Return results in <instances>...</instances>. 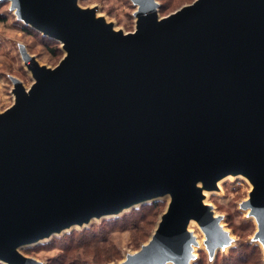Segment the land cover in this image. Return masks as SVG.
Listing matches in <instances>:
<instances>
[{
    "label": "water",
    "instance_id": "obj_1",
    "mask_svg": "<svg viewBox=\"0 0 264 264\" xmlns=\"http://www.w3.org/2000/svg\"><path fill=\"white\" fill-rule=\"evenodd\" d=\"M137 5L115 30L77 0H11L59 41L54 67L23 52L34 81L14 78L0 112V259L19 247L161 196L167 208L125 264H189L195 218L212 249L227 234L203 200L228 173L253 183L247 206L264 244V0H194L160 16Z\"/></svg>",
    "mask_w": 264,
    "mask_h": 264
},
{
    "label": "rangeland",
    "instance_id": "obj_2",
    "mask_svg": "<svg viewBox=\"0 0 264 264\" xmlns=\"http://www.w3.org/2000/svg\"><path fill=\"white\" fill-rule=\"evenodd\" d=\"M156 1L159 4V15L166 16L194 0ZM77 4L81 8L96 9V17H101L106 23L112 24L115 30L131 32L137 26L138 5L133 0H77ZM0 15L4 18L0 20V112H3L15 101L13 79H19L27 89L34 81L23 52L34 56L40 65L47 67L56 66L65 52L56 48V43L42 37L44 34L40 31L41 34L26 32L25 22L18 17L11 0H0ZM51 48H55V51H51ZM197 185L202 188L204 203L210 206L213 216L219 218L227 239L218 240L211 249L207 235L198 221L188 224L187 231L193 237L190 243L192 256L189 264H223L231 251L253 254L251 246H257L256 257L260 252V264H264V244L257 235L259 223L252 212V207L246 205L254 188L250 179L243 174L228 173L217 180L215 188L206 189L202 182ZM168 201L167 196H161L137 203L115 214L96 217L86 224L69 227L39 241L24 244L19 250L32 258L34 264H57L62 254L67 252L64 245L69 238L68 234L88 228L94 229L93 231L100 235L104 234L101 237L104 242H100L104 248L99 246L88 251L83 249V255L78 254L76 250L73 252L74 255L70 256L72 264H82V260L83 264H125L149 242L167 208ZM153 202H158L160 206L151 211L152 215L144 220L135 216L134 209ZM115 218L116 223L111 222L115 224L105 223L106 220ZM0 264L10 263L0 259ZM165 264H174V261L166 260Z\"/></svg>",
    "mask_w": 264,
    "mask_h": 264
},
{
    "label": "trees",
    "instance_id": "obj_3",
    "mask_svg": "<svg viewBox=\"0 0 264 264\" xmlns=\"http://www.w3.org/2000/svg\"><path fill=\"white\" fill-rule=\"evenodd\" d=\"M0 20H4V18L1 15H0ZM24 30L26 32H28L29 34H36V32L40 33L37 29L33 28L32 26H30L26 23H24ZM42 37H45L49 41L56 43V48H58L60 50L62 49V47L60 45L61 43L59 41H57L56 39L49 37L47 35H45V36L42 35ZM51 51L54 52L55 48H51ZM159 206L160 205L158 202H153L149 205L144 204L139 209H134L133 211H135L134 212L136 214L135 216L138 217V219L144 220V218H146L147 216L152 215L151 211L154 208H156V207L159 208ZM116 221H117L116 218L115 219H109V220H106L105 223H107V224H110L111 222L116 223ZM115 223H111V224H115ZM93 230L94 229L86 228V229H83L82 231H79V232L69 233L68 234L69 238L66 241L67 243L64 245V249L67 250V252L65 251V253L62 254L61 259L59 261H57V264H72L71 262H73V261H70L71 260L70 256L74 255L73 252H75L76 250H77L78 254L81 253L83 255V249H86L88 251V250H91L90 248L96 249L99 246L104 248V246L100 244V242H104V241H102L103 239H101V237L104 234L100 235L99 233H97V231H93ZM100 239H101V241H99ZM251 249L253 251V254H251V255H247L245 253L239 254L238 252L236 253L235 251H233V252L231 251L229 258L223 264H260L261 253L259 252L258 257H256L257 256V253H256L257 246H251ZM79 250H82V251H79ZM78 259H81V258H78ZM81 262L83 264V260ZM215 262L217 263L218 261H215Z\"/></svg>",
    "mask_w": 264,
    "mask_h": 264
},
{
    "label": "bare ground",
    "instance_id": "obj_4",
    "mask_svg": "<svg viewBox=\"0 0 264 264\" xmlns=\"http://www.w3.org/2000/svg\"><path fill=\"white\" fill-rule=\"evenodd\" d=\"M197 222V220L195 219V218H190V220H189V224H191V223H196ZM78 224H75V225H71V226H69V227H75V226H77ZM68 227V228H69ZM42 239H44V238H42ZM167 260H172V259H170V258H168Z\"/></svg>",
    "mask_w": 264,
    "mask_h": 264
}]
</instances>
